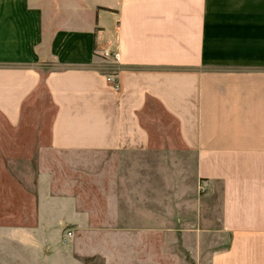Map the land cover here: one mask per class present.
I'll list each match as a JSON object with an SVG mask.
<instances>
[{
  "label": "crops",
  "instance_id": "1",
  "mask_svg": "<svg viewBox=\"0 0 264 264\" xmlns=\"http://www.w3.org/2000/svg\"><path fill=\"white\" fill-rule=\"evenodd\" d=\"M108 38L117 63L96 56ZM38 92L46 134L27 107ZM169 123L211 203L197 216L198 234L217 238L207 264H264V0H0V126L14 135L0 167L41 169L28 196L3 174L32 221L0 223V235L49 245L64 229L94 233L103 263L148 264L138 235L166 233L167 214L146 206V160L165 150ZM56 155L93 171L94 200L54 188Z\"/></svg>",
  "mask_w": 264,
  "mask_h": 264
},
{
  "label": "rangeland",
  "instance_id": "2",
  "mask_svg": "<svg viewBox=\"0 0 264 264\" xmlns=\"http://www.w3.org/2000/svg\"><path fill=\"white\" fill-rule=\"evenodd\" d=\"M96 56L102 59L98 53ZM32 105L27 107L31 110L30 113L39 114L44 126L43 134H46L48 120L52 113L43 92H38L35 95ZM36 124L37 122H32L28 126L33 129ZM168 127V141L163 143L166 145L165 150L162 153L152 154L146 160L152 163V187L150 195L145 196L146 199L151 200V203H146V206H150L153 212H166L167 216L162 217L161 221L165 222L167 232L138 236L141 237L140 241L147 245L144 252L147 255L148 264H207V257L213 250L210 247L217 238L211 234L199 235V218L197 216L199 211L211 208L209 207L211 203L205 201L206 191L195 176L194 156L185 152L172 141L174 129L171 123ZM1 131L2 126H0V161L2 151L5 156L3 158H8L6 146H8L10 137L13 135L5 133L2 137ZM42 144L45 143L42 142ZM3 146L2 150L1 147ZM45 158V163L50 164L52 162L51 156L47 157L46 155ZM70 159L73 162L78 161L74 156L72 158L67 155L55 156L54 188L60 190L67 184L75 189L83 200H94L95 176L93 171L90 169L87 171V167L80 170V165L69 166L72 164ZM8 162L5 161V170L0 167V214L8 215L10 211L13 218H8L9 215L2 217L0 223L9 226L15 223L22 224V222L28 224L32 221V216H30L32 215V204L27 203L29 216L24 219L22 201L20 200L22 194L15 190L10 180L4 175L8 173L12 180L23 186L28 196L34 191L35 175L41 169L33 164L23 165L19 162ZM215 205L214 207H216ZM19 208L21 215L16 217ZM156 220L159 221V219ZM63 236L64 230L57 235L55 244L50 243L49 246L41 242L38 235L24 234L21 240L20 235H18L16 237L18 240H15L9 234H2L0 235V264H105L100 257L95 255L96 244L103 241L101 240L102 235L74 233L67 240ZM111 236L104 235V241H111ZM135 240L139 241L137 238Z\"/></svg>",
  "mask_w": 264,
  "mask_h": 264
},
{
  "label": "built area",
  "instance_id": "3",
  "mask_svg": "<svg viewBox=\"0 0 264 264\" xmlns=\"http://www.w3.org/2000/svg\"><path fill=\"white\" fill-rule=\"evenodd\" d=\"M97 53L101 56V58L105 61H109L111 63H117L119 61V53L114 49L113 41L108 38L105 39L102 45L97 50ZM107 82L111 84L114 88H117V82L115 81L114 75H110L107 77ZM64 239H70L72 237V232L70 229H64Z\"/></svg>",
  "mask_w": 264,
  "mask_h": 264
}]
</instances>
